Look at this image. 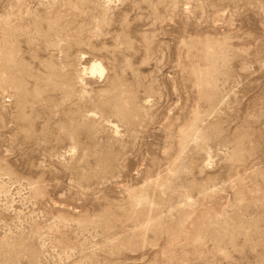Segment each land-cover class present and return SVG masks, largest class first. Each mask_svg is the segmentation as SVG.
Masks as SVG:
<instances>
[{"label": "rangeland", "instance_id": "obj_1", "mask_svg": "<svg viewBox=\"0 0 264 264\" xmlns=\"http://www.w3.org/2000/svg\"><path fill=\"white\" fill-rule=\"evenodd\" d=\"M0 264H264V0H0Z\"/></svg>", "mask_w": 264, "mask_h": 264}]
</instances>
